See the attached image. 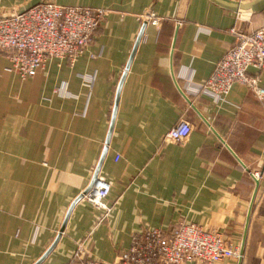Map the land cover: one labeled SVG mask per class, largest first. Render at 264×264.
I'll return each mask as SVG.
<instances>
[{
  "label": "crops",
  "instance_id": "obj_1",
  "mask_svg": "<svg viewBox=\"0 0 264 264\" xmlns=\"http://www.w3.org/2000/svg\"><path fill=\"white\" fill-rule=\"evenodd\" d=\"M42 2L105 14L72 64L20 80L0 52V264H111L133 233L179 223L240 248L247 214L240 262L218 264H264V104L238 84L222 102L196 93L232 28L264 27V0H0V17ZM180 120L187 140L168 142ZM94 177L106 215L74 203Z\"/></svg>",
  "mask_w": 264,
  "mask_h": 264
},
{
  "label": "built area",
  "instance_id": "obj_2",
  "mask_svg": "<svg viewBox=\"0 0 264 264\" xmlns=\"http://www.w3.org/2000/svg\"><path fill=\"white\" fill-rule=\"evenodd\" d=\"M104 14L105 11L99 8L42 2L0 17V52L8 63L4 70L25 80L42 70L50 59L67 60L72 64L92 43ZM142 18L156 26L149 11ZM230 33L234 38L232 46L214 65L210 76L196 93L204 94L214 102H222L231 86L238 84L246 88L258 103L264 104V88L260 85V74L264 70V27L248 32L232 28ZM54 94L64 95L65 89H55ZM190 132L191 125L180 120L166 132L164 139L182 144ZM253 177L258 179V174ZM108 193L109 185L101 177H96L80 200L106 215L109 210L103 201ZM79 255L77 249L72 257L78 258ZM239 259V248L217 233L204 231L193 224L179 223L172 229H141L133 233L128 248L111 264H218L230 260L238 262ZM82 264L105 263L86 261Z\"/></svg>",
  "mask_w": 264,
  "mask_h": 264
},
{
  "label": "water",
  "instance_id": "obj_3",
  "mask_svg": "<svg viewBox=\"0 0 264 264\" xmlns=\"http://www.w3.org/2000/svg\"><path fill=\"white\" fill-rule=\"evenodd\" d=\"M216 1L217 3L225 6V7H228L230 9H235V10H248L250 9L251 6H253L256 2H258L259 0H255L253 1L252 3H249V4H245V5H234V4H226L224 2H221L219 0H214ZM127 66H128V63L126 64L125 68H124V72L127 70ZM124 72L120 78V81H119V84H118V87H117V91H116V94H115V103H116V98H117V95H118V89L120 87V84L122 82V79H123V76H124ZM114 110L115 108H113V112H112V116H111V121H110V127H109V131H108V136H109V132H110V128H111V125H112V121H113V116H114ZM102 157V156H101ZM96 177L93 178L92 182L89 184V186L76 198V200L74 201V203L76 201H79L81 199V196L83 194H85L89 189L90 187L93 185L94 183V180H95ZM257 187V182H256V185ZM256 187H255V190H256ZM248 213H249V210H248ZM247 223H248V214L246 215V220H245V224H244V230H243V235H242V239H241V246L239 248V254H240V259L238 260V263L240 262L241 260V257H242V251H243V243H244V240H245V233H246V228H247ZM63 227V226H62ZM62 228L60 229V232H61Z\"/></svg>",
  "mask_w": 264,
  "mask_h": 264
},
{
  "label": "rangeland",
  "instance_id": "obj_4",
  "mask_svg": "<svg viewBox=\"0 0 264 264\" xmlns=\"http://www.w3.org/2000/svg\"><path fill=\"white\" fill-rule=\"evenodd\" d=\"M242 258V257H241Z\"/></svg>",
  "mask_w": 264,
  "mask_h": 264
}]
</instances>
